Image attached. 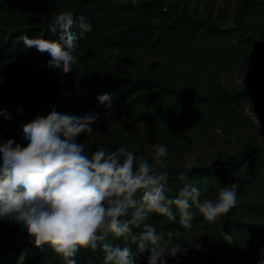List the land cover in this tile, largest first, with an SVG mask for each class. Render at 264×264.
Returning a JSON list of instances; mask_svg holds the SVG:
<instances>
[{
  "label": "trees",
  "instance_id": "1",
  "mask_svg": "<svg viewBox=\"0 0 264 264\" xmlns=\"http://www.w3.org/2000/svg\"><path fill=\"white\" fill-rule=\"evenodd\" d=\"M157 0H0V64L18 63L35 69L39 78L52 87L59 99L56 110L79 115L81 112L100 113L126 122L114 129L104 127L106 151H113L129 143V132L135 126H170L178 131L192 127L217 133L222 142L238 145L242 137L254 128L246 113L249 103H257L262 87H244L232 94L208 89L198 92L174 87L159 78L150 76H101L98 73L80 74L75 70L63 74L47 67L51 58L36 48H25L19 37L28 35L57 40L49 32L52 17L70 13L78 34L77 58L94 47L106 50L145 51L164 55L176 62L214 64L222 71L236 72L241 77L252 73L264 74V0H240L230 27H221L210 20L192 18L177 13V3ZM91 24L92 30L79 38V17ZM5 87L0 78V109L11 119L0 115V130L10 135H21V125L33 120L37 114L47 115L32 103L23 91L11 81ZM113 96L111 107L101 105L97 96ZM22 109V110H18ZM264 105L261 106L262 109ZM206 131L205 133H207ZM236 160H227L221 166L193 167L183 170L160 169L168 174L167 192L175 197L185 181L178 179L181 172L201 189V199H215L224 186L237 184V203L226 215L213 224L212 234L187 245L186 253L166 257L167 264H259L264 260V150L244 145ZM206 189V190H205ZM142 193H138L139 200ZM174 211H176L174 209ZM192 221L193 228L208 225L198 211ZM177 220L150 214L147 223L165 233L185 231ZM125 217L122 219H127ZM0 221V235L6 227ZM142 229H134L139 232ZM223 232L233 236V242L223 239ZM107 243L124 246L122 239L109 234ZM199 244L201 247L196 248ZM135 264H147L148 252L140 253L129 242ZM45 245L34 242L10 249L4 264H43L54 257ZM76 264H104L102 250L92 252L81 249L74 257Z\"/></svg>",
  "mask_w": 264,
  "mask_h": 264
},
{
  "label": "clouds",
  "instance_id": "2",
  "mask_svg": "<svg viewBox=\"0 0 264 264\" xmlns=\"http://www.w3.org/2000/svg\"><path fill=\"white\" fill-rule=\"evenodd\" d=\"M75 23L70 13H60L52 17L48 29L57 40L28 35L19 39L25 48L48 53L47 67L68 74L77 62ZM78 27L79 38L92 30L83 16ZM97 100L110 108L113 96L105 93ZM0 115L11 119L4 109ZM100 117L93 112L83 116L60 113L53 107L47 115L37 114L21 125V140L26 145L15 138L0 142V221L21 225L30 242L38 248L49 246L63 264H76L74 257L81 249L102 250L104 264H135L129 242L138 252H148L147 264H167L166 257L188 249L185 243H172L181 236L179 228L158 232L154 224L147 223L150 214L176 221L178 212L180 227L190 233L197 215L193 208L204 221L215 223L236 206L237 184L222 187L215 199H201V189L184 172L178 176L185 181L183 187L169 197L168 174L160 171L168 167L166 145H154L153 152L140 156L123 147L86 154L79 138L98 132L93 125ZM255 123L260 126L256 117ZM195 164L196 154H192L184 167L191 169ZM138 193H142L139 200ZM109 234L122 239L124 246L107 243ZM221 234L225 242H233L230 233Z\"/></svg>",
  "mask_w": 264,
  "mask_h": 264
},
{
  "label": "rangeland",
  "instance_id": "3",
  "mask_svg": "<svg viewBox=\"0 0 264 264\" xmlns=\"http://www.w3.org/2000/svg\"><path fill=\"white\" fill-rule=\"evenodd\" d=\"M156 3L157 0H150ZM164 3H177V13L200 19L210 20L221 27L232 26L231 17L240 0H164ZM80 74L98 73L101 76H150L159 78L166 84L174 87L187 88L198 92H206L208 89L222 90L232 94L244 87L264 88V74L255 72L248 77H241L236 72L222 71L214 64H197L176 62L164 55H155L145 51H119L113 52L102 48L92 49L77 58L73 65ZM0 78L5 87H11V81L15 86L26 91L28 99L40 110L57 108L59 99L50 85L42 81L35 69H27L18 63L0 64ZM264 92L260 94L257 103H249L246 113L251 118L254 128L242 137L236 146L223 143L217 133L204 130L200 127H192L178 131L170 126H135L129 132V143L125 145L128 151L137 156L147 155L154 151V145L167 146V168L185 170L192 154H196L194 167H210L222 165L227 160H236L239 152H244V145L250 143L256 148L264 150ZM87 112H81L83 116ZM94 113V112H93ZM259 120L258 126L255 117ZM126 122L110 116H102L93 125L98 130L94 134H85L79 138V142L86 145V154H91L97 149L106 150L104 127L114 129L116 126H124ZM208 131L207 133H205ZM9 138H15L16 142L27 144L21 140V135H10L0 130V142ZM6 227L4 234L0 235V264H4L10 249L22 246L30 242L29 237L22 226L13 222L3 223ZM213 224L203 225L193 231H182L180 237H174L172 243L189 245L212 234ZM43 264H63V261L54 256Z\"/></svg>",
  "mask_w": 264,
  "mask_h": 264
}]
</instances>
